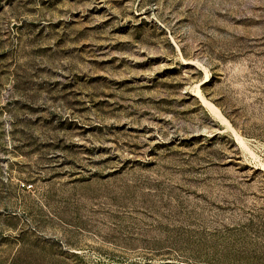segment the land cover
Returning a JSON list of instances; mask_svg holds the SVG:
<instances>
[{
	"label": "rangeland",
	"instance_id": "rangeland-1",
	"mask_svg": "<svg viewBox=\"0 0 264 264\" xmlns=\"http://www.w3.org/2000/svg\"><path fill=\"white\" fill-rule=\"evenodd\" d=\"M0 264H264V0H0Z\"/></svg>",
	"mask_w": 264,
	"mask_h": 264
},
{
	"label": "bare ground",
	"instance_id": "bare-ground-1",
	"mask_svg": "<svg viewBox=\"0 0 264 264\" xmlns=\"http://www.w3.org/2000/svg\"><path fill=\"white\" fill-rule=\"evenodd\" d=\"M173 43L175 44L178 52L181 54L179 47L175 43V41L172 39ZM184 62L194 63L193 61H187L182 58ZM197 63V62H196ZM197 65L200 67V69L205 73V77L202 79V81L195 85V87L191 90L192 95L196 96L197 99L200 101L201 105L216 119L220 124L227 130L230 131L237 142L246 150L250 152L251 155L254 156V153L251 152V150L247 147L246 141L244 138H242L233 128L229 120L222 114L221 110L212 102H210L204 95L201 90V85H205L209 83L210 81V75L209 71L206 67L203 65L197 63Z\"/></svg>",
	"mask_w": 264,
	"mask_h": 264
}]
</instances>
